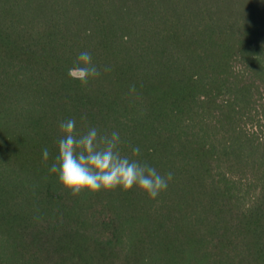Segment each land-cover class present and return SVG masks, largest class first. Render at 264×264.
Listing matches in <instances>:
<instances>
[{"label": "trees", "instance_id": "1", "mask_svg": "<svg viewBox=\"0 0 264 264\" xmlns=\"http://www.w3.org/2000/svg\"><path fill=\"white\" fill-rule=\"evenodd\" d=\"M69 118L167 191L73 197ZM0 264H264V0H0Z\"/></svg>", "mask_w": 264, "mask_h": 264}, {"label": "clouds", "instance_id": "2", "mask_svg": "<svg viewBox=\"0 0 264 264\" xmlns=\"http://www.w3.org/2000/svg\"><path fill=\"white\" fill-rule=\"evenodd\" d=\"M108 70L107 67L103 69ZM101 71L93 63L91 54L82 51L69 69V76L86 87L100 77ZM129 91L130 94L135 93V85L130 86ZM59 130L62 135L58 140V155L49 171L57 174L63 189L73 197L117 189L127 193L135 188L150 200H156L167 191L172 173L161 175L155 167L140 161L138 146L132 148V157L123 155L118 131L101 132L92 126L81 133L76 129L75 118L61 121ZM49 155V149L44 148L42 159L47 161Z\"/></svg>", "mask_w": 264, "mask_h": 264}]
</instances>
